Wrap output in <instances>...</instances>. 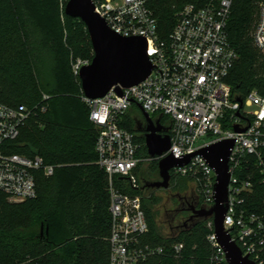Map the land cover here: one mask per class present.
<instances>
[{
    "label": "trees",
    "instance_id": "1",
    "mask_svg": "<svg viewBox=\"0 0 264 264\" xmlns=\"http://www.w3.org/2000/svg\"><path fill=\"white\" fill-rule=\"evenodd\" d=\"M65 1L67 4L69 0ZM209 1L148 3L158 20L160 35L166 38L185 5L202 8ZM262 2L233 1L227 23L229 41L238 55L227 79L233 101H243L252 91L264 93V54L252 36ZM64 20L69 27L65 28ZM93 58L86 25L65 14L63 0H0V102L12 107H38L20 137L9 144L13 153L38 155L56 167L50 177L38 173L36 198L15 203L0 197V264H109V178L98 165V129L81 98L80 78L72 71L77 59L92 62ZM167 120L161 117L162 124ZM120 125L142 144L139 157L143 158L136 170L139 189L127 186L123 191L143 196L149 222L143 242L163 248L162 253L141 264H216L208 241L213 231L211 218L194 221L173 234L163 231L158 211L163 197L146 186L160 175L159 161L149 156L145 144L146 123L141 110L133 106ZM241 176L249 177L252 183L251 193L245 196L246 207L264 214V175L255 157H249ZM115 182L125 184L121 177ZM193 184L200 208L203 200L191 179L171 177L168 191L187 194ZM179 243L183 249L177 256L173 245Z\"/></svg>",
    "mask_w": 264,
    "mask_h": 264
},
{
    "label": "built area",
    "instance_id": "2",
    "mask_svg": "<svg viewBox=\"0 0 264 264\" xmlns=\"http://www.w3.org/2000/svg\"><path fill=\"white\" fill-rule=\"evenodd\" d=\"M92 1L95 12L113 31L128 38L146 39L153 64L151 75L136 86L122 89V95L114 87L100 99H89L84 93L81 96L90 110V120L98 129V165L109 178V264H141L163 252L162 247L143 242L149 233L143 196L123 191L127 186L140 187L136 170L143 161L139 157L142 144L120 125L133 106L151 118L159 115L163 127L170 125L171 149L156 158L158 161L170 154L177 159L193 156L188 164L172 169L171 177L191 179L203 200L202 207L215 205L217 174L199 151L217 142L234 141L229 158V209L224 227L244 257L255 264H264V214L246 207L245 196L251 193L252 183L249 177L241 176L250 156L256 158L264 175V93L252 91L242 102L232 98L227 79L238 55L229 41L227 23L234 0H210L202 8L185 5L166 38L159 33L158 20L148 0ZM252 36L255 46L264 54V2ZM90 64L89 60L77 59L72 64L73 74L79 77L82 68ZM37 108L12 107L0 102V197L11 202L36 198L38 173L50 177L56 170L41 156L13 153L9 144L20 137ZM162 116L168 119L164 124ZM235 128L246 131L238 132ZM204 137L212 139L197 145ZM116 177L123 178L125 184H116ZM208 241L214 249L212 261L228 264L214 225ZM182 249V243L173 245L177 256Z\"/></svg>",
    "mask_w": 264,
    "mask_h": 264
},
{
    "label": "water",
    "instance_id": "3",
    "mask_svg": "<svg viewBox=\"0 0 264 264\" xmlns=\"http://www.w3.org/2000/svg\"><path fill=\"white\" fill-rule=\"evenodd\" d=\"M65 14L80 19L87 27L94 50L90 65L82 68L80 81L82 91L89 99L105 97L114 87L122 95V89L131 88L145 81L152 73L153 64L148 55V44L143 37H124L113 31L107 22L95 12L92 0H69ZM242 102L241 100H238ZM146 127L143 130L148 154L152 159L162 157L171 149L170 127L154 122L143 111ZM236 131L239 130L235 128ZM141 131V130H140ZM234 147L233 140L217 142L199 151L217 174L213 207H200L193 203L189 208L192 216L186 226L199 219H212L218 243L225 252L228 264H255L244 257L239 247L225 230L224 221L229 209V158ZM193 156L177 159L172 154L159 161L160 181L146 184L147 187L168 189L171 170L188 164ZM178 211H183L181 208Z\"/></svg>",
    "mask_w": 264,
    "mask_h": 264
},
{
    "label": "rangeland",
    "instance_id": "4",
    "mask_svg": "<svg viewBox=\"0 0 264 264\" xmlns=\"http://www.w3.org/2000/svg\"><path fill=\"white\" fill-rule=\"evenodd\" d=\"M65 5H66V1L63 0V11L65 9ZM65 22V20H64ZM65 28L69 27V23L68 21H66L64 23ZM74 26V25H73ZM78 26V25H76ZM79 28V26L77 27ZM152 118L156 121L159 120V115H152ZM212 138L211 137H204L202 139L199 140L197 145H202L205 144L207 142H209ZM143 166L146 167V164H144ZM158 195L163 197L162 203L160 204V206L158 207V211H159V222L162 225L163 231L166 234H173L174 232H176V229H172L171 226V222H170V216L173 215L174 211L177 212L178 210H180L181 205H179V201H181V199L185 196V198H191L192 196H195V190H194V184L191 186V190H189V192L187 194H181V195H176V194H168L162 190L158 191ZM173 199H176L178 202L177 204L172 201ZM183 200V199H182Z\"/></svg>",
    "mask_w": 264,
    "mask_h": 264
},
{
    "label": "flooded vegetation",
    "instance_id": "5",
    "mask_svg": "<svg viewBox=\"0 0 264 264\" xmlns=\"http://www.w3.org/2000/svg\"><path fill=\"white\" fill-rule=\"evenodd\" d=\"M146 123V121H145ZM168 127H170V125H168ZM161 179L159 180H156L152 183H155V182H158L160 181ZM149 189H152L154 191H159V190H162V191H168V189H157V188H151V187H148ZM168 194H174L171 190L168 191ZM183 199V200H182ZM181 199V201H179V205H181V209L183 211H177L173 213V215H171L169 218H170V222H171V228L172 229H176V230H179L180 227L182 226H186V221L189 220V218L192 216V212L190 211V207L191 205L194 203H197L198 204V198L195 197V196H192L191 198H185V196ZM176 200V199H175ZM184 214V215H183Z\"/></svg>",
    "mask_w": 264,
    "mask_h": 264
}]
</instances>
